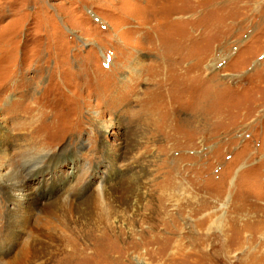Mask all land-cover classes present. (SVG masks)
<instances>
[{
	"label": "rangeland",
	"instance_id": "374dc122",
	"mask_svg": "<svg viewBox=\"0 0 264 264\" xmlns=\"http://www.w3.org/2000/svg\"><path fill=\"white\" fill-rule=\"evenodd\" d=\"M10 172L0 264H264V0H0Z\"/></svg>",
	"mask_w": 264,
	"mask_h": 264
},
{
	"label": "bare ground",
	"instance_id": "6f19581e",
	"mask_svg": "<svg viewBox=\"0 0 264 264\" xmlns=\"http://www.w3.org/2000/svg\"><path fill=\"white\" fill-rule=\"evenodd\" d=\"M33 165H34V163H30V166L29 167H33ZM0 183L2 185H5L7 187L6 189L9 188V190H11V191L12 190H19V189H21L19 191V193H20V195H22L21 194L22 193V184L17 180V174L16 173L10 172L9 175L6 176V179L4 181L1 180V178H0ZM20 201H22V200H20Z\"/></svg>",
	"mask_w": 264,
	"mask_h": 264
}]
</instances>
